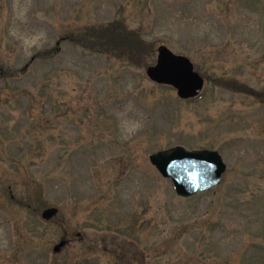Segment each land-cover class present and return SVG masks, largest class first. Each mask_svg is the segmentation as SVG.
Here are the masks:
<instances>
[{
    "label": "rangeland",
    "instance_id": "1",
    "mask_svg": "<svg viewBox=\"0 0 264 264\" xmlns=\"http://www.w3.org/2000/svg\"><path fill=\"white\" fill-rule=\"evenodd\" d=\"M161 45L198 97L147 76ZM178 145L220 185L178 196ZM0 264H264V0H0Z\"/></svg>",
    "mask_w": 264,
    "mask_h": 264
},
{
    "label": "water",
    "instance_id": "2",
    "mask_svg": "<svg viewBox=\"0 0 264 264\" xmlns=\"http://www.w3.org/2000/svg\"><path fill=\"white\" fill-rule=\"evenodd\" d=\"M146 72L151 80L174 86L183 99L197 96L204 86V79L194 71L192 62L166 46L158 48L157 62ZM150 161L163 177L171 179L177 194L185 198L220 184L226 170L219 152L207 149L189 151L175 146L150 155ZM57 213V208L49 207L42 211L41 216L49 221ZM65 245L66 240L62 239L54 247V252H59Z\"/></svg>",
    "mask_w": 264,
    "mask_h": 264
},
{
    "label": "trees",
    "instance_id": "3",
    "mask_svg": "<svg viewBox=\"0 0 264 264\" xmlns=\"http://www.w3.org/2000/svg\"><path fill=\"white\" fill-rule=\"evenodd\" d=\"M125 31H127V30H125ZM122 36H125L124 34H121V36H120V39H121V37ZM116 38H117V36H115V40H116ZM90 41V40H89ZM114 42V41H113ZM136 41H134V39L132 38V40L131 41H127L126 43L127 44H129V45H132L133 43H135ZM112 43V42H111ZM136 44V43H135Z\"/></svg>",
    "mask_w": 264,
    "mask_h": 264
}]
</instances>
